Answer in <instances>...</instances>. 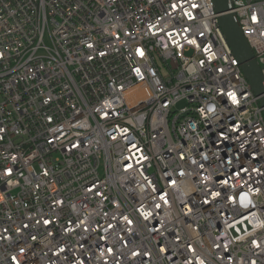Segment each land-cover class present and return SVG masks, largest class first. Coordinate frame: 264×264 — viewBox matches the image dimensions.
<instances>
[{
    "label": "built area",
    "instance_id": "1",
    "mask_svg": "<svg viewBox=\"0 0 264 264\" xmlns=\"http://www.w3.org/2000/svg\"><path fill=\"white\" fill-rule=\"evenodd\" d=\"M228 4L264 76V0ZM221 15L0 0V264H264V106Z\"/></svg>",
    "mask_w": 264,
    "mask_h": 264
},
{
    "label": "water",
    "instance_id": "2",
    "mask_svg": "<svg viewBox=\"0 0 264 264\" xmlns=\"http://www.w3.org/2000/svg\"><path fill=\"white\" fill-rule=\"evenodd\" d=\"M216 10L222 13L220 25L237 56L241 67L251 83L256 95L260 96V102L264 106V76L261 67L244 37L241 28L236 20V14L230 12L231 7L228 0H215Z\"/></svg>",
    "mask_w": 264,
    "mask_h": 264
},
{
    "label": "rangeland",
    "instance_id": "3",
    "mask_svg": "<svg viewBox=\"0 0 264 264\" xmlns=\"http://www.w3.org/2000/svg\"><path fill=\"white\" fill-rule=\"evenodd\" d=\"M180 105H182V102L181 101L178 103V106H180Z\"/></svg>",
    "mask_w": 264,
    "mask_h": 264
},
{
    "label": "snow or ice",
    "instance_id": "4",
    "mask_svg": "<svg viewBox=\"0 0 264 264\" xmlns=\"http://www.w3.org/2000/svg\"><path fill=\"white\" fill-rule=\"evenodd\" d=\"M233 99H235V97H233Z\"/></svg>",
    "mask_w": 264,
    "mask_h": 264
}]
</instances>
